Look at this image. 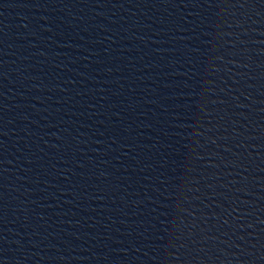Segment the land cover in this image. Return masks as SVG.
<instances>
[{
    "label": "water",
    "instance_id": "95a60500",
    "mask_svg": "<svg viewBox=\"0 0 264 264\" xmlns=\"http://www.w3.org/2000/svg\"><path fill=\"white\" fill-rule=\"evenodd\" d=\"M259 21L264 24V0H239Z\"/></svg>",
    "mask_w": 264,
    "mask_h": 264
}]
</instances>
